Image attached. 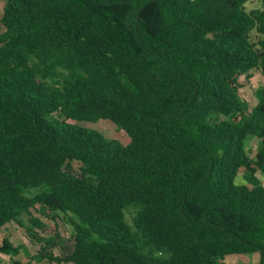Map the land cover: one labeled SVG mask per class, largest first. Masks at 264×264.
I'll return each mask as SVG.
<instances>
[{
    "label": "trees",
    "instance_id": "obj_1",
    "mask_svg": "<svg viewBox=\"0 0 264 264\" xmlns=\"http://www.w3.org/2000/svg\"><path fill=\"white\" fill-rule=\"evenodd\" d=\"M249 1L6 0L0 231L42 244L15 264H264V88L253 108L239 94L240 76L264 75V0ZM100 119L130 142L79 123ZM36 210L71 243L41 236Z\"/></svg>",
    "mask_w": 264,
    "mask_h": 264
},
{
    "label": "rangeland",
    "instance_id": "obj_2",
    "mask_svg": "<svg viewBox=\"0 0 264 264\" xmlns=\"http://www.w3.org/2000/svg\"><path fill=\"white\" fill-rule=\"evenodd\" d=\"M6 0H0V17L3 14ZM248 10L261 8V0H250L247 3ZM255 36L256 33H253ZM241 87L239 94L242 99L249 103L250 108H253L259 100V92L264 88V75L259 69H254L250 77L242 75L239 77ZM224 118V116H221ZM81 125L97 129L104 133L107 138H115L120 140L123 144L130 142V137L126 131L121 130L117 125L109 119H100L98 121H83L79 122ZM261 147V140L258 137L250 136L247 140V149L252 157H254ZM243 170L237 178L239 184L247 183L243 177ZM260 178L264 181V176L259 174ZM134 209H130L127 212L129 221L132 220V214ZM35 215L38 216L45 224L43 228L35 226V230L44 237H51L57 232L60 233L62 238L68 240V245L71 243L73 229L72 226L66 223L61 216L53 215L49 211L41 213L39 210L35 211ZM7 237L13 244L20 247V252L15 257L0 252V264H15V260L21 262H27L30 257L35 254L40 248L41 243L30 238L25 231V228L19 226L17 223L12 222L6 224L0 231V245L3 243V239ZM67 244V243H66ZM65 244L66 248L68 247ZM55 255H62L65 251L63 247L57 246L52 249ZM260 254L258 252L251 254H230L226 257V261L231 264H259ZM34 264H68L65 262L56 263L51 262L48 259L42 262L33 261Z\"/></svg>",
    "mask_w": 264,
    "mask_h": 264
}]
</instances>
